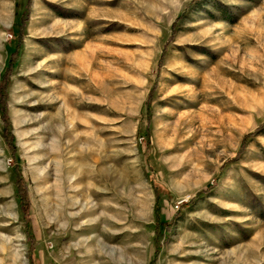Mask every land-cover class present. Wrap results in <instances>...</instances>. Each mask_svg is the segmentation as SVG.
I'll return each instance as SVG.
<instances>
[{"label":"rangeland","instance_id":"1","mask_svg":"<svg viewBox=\"0 0 264 264\" xmlns=\"http://www.w3.org/2000/svg\"><path fill=\"white\" fill-rule=\"evenodd\" d=\"M1 93L0 264H264V0H0Z\"/></svg>","mask_w":264,"mask_h":264},{"label":"trees","instance_id":"2","mask_svg":"<svg viewBox=\"0 0 264 264\" xmlns=\"http://www.w3.org/2000/svg\"><path fill=\"white\" fill-rule=\"evenodd\" d=\"M22 28L20 29L21 30V35L20 36H23V26H21ZM13 53V56L14 57H12V60L15 58V56L18 54V51L17 50H15V51H13L12 52ZM13 63L12 62H10L9 63V65H8V67H7V70H10V69H12L11 68V65H12ZM0 110H1V113L4 115V119H5V121H6V124H9V121H8V118L6 117V115H5V111H6V108H7V101H6V96H5V94L4 93H1V98H0ZM7 137H8V140H9V143L10 144H13V140H12V138H9V135H6ZM23 178L21 177V176H19V179H18V183H20L21 182V180H22ZM22 194V190L20 191V192H18V195L19 194Z\"/></svg>","mask_w":264,"mask_h":264},{"label":"bare ground","instance_id":"3","mask_svg":"<svg viewBox=\"0 0 264 264\" xmlns=\"http://www.w3.org/2000/svg\"><path fill=\"white\" fill-rule=\"evenodd\" d=\"M88 159V158H87ZM89 160V159H88ZM86 164V163H85ZM10 207V206H9Z\"/></svg>","mask_w":264,"mask_h":264}]
</instances>
